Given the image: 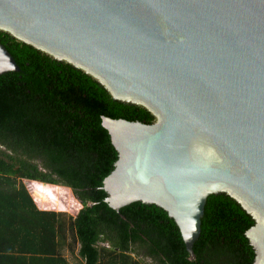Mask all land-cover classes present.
Returning a JSON list of instances; mask_svg holds the SVG:
<instances>
[{
	"label": "water",
	"instance_id": "obj_1",
	"mask_svg": "<svg viewBox=\"0 0 264 264\" xmlns=\"http://www.w3.org/2000/svg\"><path fill=\"white\" fill-rule=\"evenodd\" d=\"M0 32L155 115L103 114L112 207H162L195 258L207 198L226 193L264 264V0H0ZM21 69L0 41V74Z\"/></svg>",
	"mask_w": 264,
	"mask_h": 264
},
{
	"label": "trees",
	"instance_id": "obj_2",
	"mask_svg": "<svg viewBox=\"0 0 264 264\" xmlns=\"http://www.w3.org/2000/svg\"><path fill=\"white\" fill-rule=\"evenodd\" d=\"M0 41L22 68L0 74V264L255 263L246 236L255 219L226 193L207 198L195 258L162 207H112L102 181L119 154L103 114L145 123L155 115L9 33ZM50 185L70 187L81 209L40 208L54 203Z\"/></svg>",
	"mask_w": 264,
	"mask_h": 264
},
{
	"label": "rangeland",
	"instance_id": "obj_3",
	"mask_svg": "<svg viewBox=\"0 0 264 264\" xmlns=\"http://www.w3.org/2000/svg\"><path fill=\"white\" fill-rule=\"evenodd\" d=\"M32 182L34 181H30L29 179L24 180V184L29 192H30L29 186L31 185L30 183ZM37 182L39 183L40 186L43 185L45 187L49 186L48 184H45L43 182H39V181ZM49 189H51L50 191H53L54 194L50 195L52 198H50V196L48 197L51 200L54 199V203L50 202L48 199H41L42 204H40L39 206L40 208L64 211L70 214H76L77 211L81 209L82 204L70 187L65 185H53ZM69 254H70L69 257L71 258L73 254L72 253ZM145 260H146V264H156L152 258H147Z\"/></svg>",
	"mask_w": 264,
	"mask_h": 264
}]
</instances>
